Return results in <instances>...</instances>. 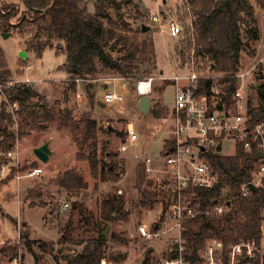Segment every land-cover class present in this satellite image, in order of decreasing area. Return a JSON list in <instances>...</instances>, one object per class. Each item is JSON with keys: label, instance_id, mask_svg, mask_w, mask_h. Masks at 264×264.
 I'll use <instances>...</instances> for the list:
<instances>
[{"label": "rangeland", "instance_id": "374dc122", "mask_svg": "<svg viewBox=\"0 0 264 264\" xmlns=\"http://www.w3.org/2000/svg\"><path fill=\"white\" fill-rule=\"evenodd\" d=\"M96 2L97 0H85L81 7L88 13H94ZM247 2L254 8L259 37L257 35L255 40L242 37L243 47L237 71H244L253 64H258L254 74L243 84L247 105L250 101L256 107L259 101L255 87L260 83L257 72L260 70L259 74H264V11L257 7L254 0ZM6 5L13 7L6 9ZM191 9L189 0H116L115 5L108 11L118 35L140 37L139 27L143 25L149 28L145 33L152 36L154 41L156 69L150 74L151 92L146 96L151 99V106L158 103L162 107L163 119H168L167 111L174 108V88L163 77L180 75L183 70L179 68L187 65L190 59V52H186L183 61L176 46L186 35L189 36ZM25 12V0H0V51L11 75L7 81L18 82L22 76L28 74L23 69L30 65L32 70L29 74L34 78V83L28 85L37 92V98L32 101L33 107L39 113L45 110L52 116V121L46 130L28 128L27 134L18 139V145L10 151L13 156L0 151V241H3L0 249L16 243L22 235H26L29 241L41 240L52 247L51 255H42L43 264H66L69 258L82 251L88 239L97 238L101 234L105 239L106 257L100 264H144L145 261L147 264H159L168 257V238L172 234H159L158 237L143 239L137 231L141 224L146 225L151 232L155 229L159 233L170 226L164 214L167 206L160 195L153 191L151 182L146 178L148 185L136 186L135 170L140 160L144 157H156L162 140L168 136V123L165 126L162 120H154L150 114L142 116L138 111L137 104L142 95L137 93L136 84L138 80L146 78L137 76L127 79L110 70L99 68L100 73L94 77L75 81L73 91L72 82L68 81L70 77L64 69L65 53L59 50V46L64 45L63 41L56 38L45 39L33 28L31 22L25 23L22 17ZM155 13L178 21L182 33L171 38L161 32L158 26L150 23V16ZM137 14L142 17L136 18ZM5 34L8 36L4 37ZM40 41H47L50 48H46L37 57L32 46ZM118 50L110 53L112 58H120ZM20 52H25L27 57L21 58ZM198 64L205 68L207 62L198 61ZM214 72L217 74L215 69ZM104 85L108 87L105 88ZM105 92L120 94L123 100L102 104ZM2 101L4 99L0 94V104ZM9 104L5 102L8 111ZM25 115L26 112L22 115L15 112L10 129L16 132L21 118ZM67 118L71 125L79 128L82 119L96 122L97 157L103 164L114 163L117 166L118 179L114 180L112 174H105L97 180L90 176L87 163L78 161L76 156L80 152L88 153L91 145L81 149V136H73L69 128L61 127V122ZM128 124H132L136 130L138 141L129 146L126 152L119 153L117 148L123 139H120V132H124ZM44 143H48L51 151L46 164H42L33 155V149ZM233 149V143L223 142L222 150L228 156L233 155ZM113 154L117 155L112 157ZM32 164H36L35 168H42V175L17 180L15 176L26 174L33 169ZM10 168H15L16 172L7 181ZM22 168L26 170L21 171ZM72 168L78 169L87 182L86 189L80 192L78 199L69 197L65 191L49 184L58 173ZM31 191L36 194H31ZM142 191L156 194L157 200L152 206H140ZM119 195L124 200L122 210L126 212L125 220L121 219V214H113L114 220L102 218L101 204ZM64 203H68L69 207L62 208ZM62 236L66 237L61 239ZM258 244L259 256L263 258L264 233ZM18 252L22 256L23 264H34L32 252L38 257L41 256L35 246H32V252L26 248H21ZM1 255L0 261L3 260Z\"/></svg>", "mask_w": 264, "mask_h": 264}, {"label": "trees", "instance_id": "16d2710c", "mask_svg": "<svg viewBox=\"0 0 264 264\" xmlns=\"http://www.w3.org/2000/svg\"><path fill=\"white\" fill-rule=\"evenodd\" d=\"M84 1L25 0L26 12L22 16L25 23L31 22L33 28L45 39L56 38L63 41L64 45L59 46V50H62L66 56L64 69L70 77L68 81L72 82V90H75V81L94 77L100 73L99 68L110 70L127 79L137 76L150 77L152 71L156 69L152 36L143 32L142 26L138 29L140 37L118 35L108 14L116 0H97L94 13H88L81 7ZM254 1L258 8L264 10V0ZM189 2L192 5L190 18L192 36L186 35L177 44L178 55L184 61V53L194 48L196 55L206 61L209 67H214L217 72H236L243 47L242 37L255 40L257 36L253 7L247 0H189ZM4 7L10 9L13 6ZM141 17L139 14L136 15V18ZM46 48H50L47 41H40L32 46L37 57H40ZM116 49H119L120 58H112L110 54ZM145 66L147 69L144 70ZM10 76L5 58L0 51V85H5ZM257 77L260 78V83L255 88L258 106H252L250 101L247 105L251 124L264 121V76L261 78V74H258ZM2 93L10 105H17L19 115L26 112L14 132L10 129L11 113L7 110L5 102L2 101L0 104V151L6 154L13 150L18 139L27 134L28 128L46 130L52 121V116L45 110L42 113L35 110L32 101L37 98V92L31 85L16 84L4 88ZM162 112V107L155 103L150 114L152 118L160 119ZM80 126L81 128L71 125L68 118L61 122V127L69 128L73 136H81L79 142L81 149L91 145L88 153L80 152L76 159L87 163L89 174L95 180L105 174H112L114 180L118 179L117 166L114 163L103 164L97 157L96 122L82 119ZM121 138H124V132H120ZM108 155L111 156L109 153ZM115 155L117 154H113L112 157ZM207 161L218 174V182L212 189L193 191L196 195L194 200L202 214L184 225L186 228L184 236L190 247L196 252L210 237L218 239L224 245L252 240L258 243L262 236L261 212L264 209V188L254 189L244 198L240 196L241 186L251 181L253 170L261 163L257 153H246L238 147L233 155L210 154L207 156ZM35 166L36 164L31 165L33 168ZM24 170L26 168L21 169ZM15 172V168H10L7 181L13 178ZM135 175L137 187L148 185L141 164L137 165ZM49 184L75 199H78L80 192L87 187L83 175L76 168L58 173ZM30 193L36 194L35 191ZM156 200V194L142 191L140 206H152ZM123 203L122 195L105 200L101 204V217L114 220L113 214H121V219L125 220ZM216 204L224 206L222 215H207L206 212ZM73 207H76V204H73ZM68 230L67 226L66 231ZM65 237L62 236L61 239ZM104 244L105 239L101 234L97 238L88 239L82 251L69 258L66 264H100L106 257ZM32 246L37 247L40 257L32 252ZM21 248L32 252L34 264H43L42 255L52 254L51 246L41 240L29 241L26 235L20 237L18 244L14 242L6 247L3 246L0 253L11 257ZM261 260L264 264V257ZM259 261L260 257H257L256 263ZM144 264L147 262L145 261Z\"/></svg>", "mask_w": 264, "mask_h": 264}, {"label": "built area", "instance_id": "2783aa9c", "mask_svg": "<svg viewBox=\"0 0 264 264\" xmlns=\"http://www.w3.org/2000/svg\"><path fill=\"white\" fill-rule=\"evenodd\" d=\"M150 23L158 26L161 32H165L171 38H176L182 33L178 21L167 19L162 14H152ZM190 34L192 36V29ZM188 57H190L188 64L179 68L183 73L163 77L174 88V108L169 111L168 136L162 141L156 157H144L139 163L144 168L146 178L151 182V188L160 195L167 206L164 214L170 226L159 233L158 230L151 232L146 225L141 224L137 229L138 234L143 239L158 237L159 234H172L168 238L170 242L168 257L159 264H263L259 256L260 244L253 240L224 245L216 238H208L204 246L195 252L184 236L186 229L184 225L202 214L194 200L196 197L194 189H212L218 182V174L208 163L207 156L210 154L228 156L222 150L224 141L233 143V154L238 147L246 153L264 154V121L251 124L243 95V84L251 78L258 64H253L249 69L240 72L215 74L214 67H209V64H206L205 68L200 67L198 61L203 60L196 55L194 48ZM31 70V66L27 65L23 71L28 74L22 76L18 82L9 81L5 84L8 86L0 85V94L4 102H8L2 93L4 88L34 83V78L29 74ZM259 73L260 70L257 74ZM263 76L264 74L261 78ZM151 83L150 77L138 80L137 93L142 96L148 95L151 92ZM142 84L146 85L144 90L140 89ZM122 100L120 94L105 92L102 103L106 105ZM9 107L11 115L18 110L15 104ZM137 141L136 130L132 124H128L117 151L124 153ZM17 145L18 142L15 146ZM8 156H13V153L9 152ZM259 160L261 163L253 170L251 181L241 186L240 196L243 198L251 192L249 184H252L254 189L264 188V159ZM42 172V168H33L26 174H17L15 177L17 180L38 177ZM68 207V203L62 206L64 209ZM223 212L224 206L216 204L206 214L220 216ZM261 217L263 234L264 209ZM0 243L3 244V241ZM257 257H260V261L256 263ZM1 258L3 260L0 264H23L18 251L11 257L1 255Z\"/></svg>", "mask_w": 264, "mask_h": 264}, {"label": "water", "instance_id": "95a60500", "mask_svg": "<svg viewBox=\"0 0 264 264\" xmlns=\"http://www.w3.org/2000/svg\"><path fill=\"white\" fill-rule=\"evenodd\" d=\"M149 28L145 27L142 25V31L146 32L148 31ZM4 37H7L8 34L3 35ZM20 57L21 58H26L27 54L25 52H20ZM93 95V92H90ZM138 110L140 112V114L142 116H147L148 114L151 113L152 111V106H151V99L148 96H142L139 101H138ZM109 130L112 131V128L109 127ZM220 150V145L217 146V151ZM33 155L36 157L37 160H39L42 164H46L49 156L51 155V151L48 147V143H44L43 145H41L38 148H35L33 150ZM258 159H264V154L263 153H259L257 155ZM248 188L253 191L254 190V186L252 184L248 185ZM103 235H105V233H103Z\"/></svg>", "mask_w": 264, "mask_h": 264}, {"label": "crops", "instance_id": "0c3cea01", "mask_svg": "<svg viewBox=\"0 0 264 264\" xmlns=\"http://www.w3.org/2000/svg\"><path fill=\"white\" fill-rule=\"evenodd\" d=\"M255 2V1H254ZM250 4V3H249ZM251 5V4H250ZM254 9V8H253ZM264 11V10H263ZM257 35H258V31H257ZM259 37V35L257 36V38ZM162 73V72H161ZM104 87L106 88V87H108V86H105L104 85ZM103 104V103H102ZM137 107H138V104H137ZM139 111V110H138ZM168 113V119H163V117H161L160 119H154V120H162V122L165 124V126H166V123H168V125H167V127H166V130H168V128H169V126H170V117H169V111H167ZM151 115V114H150ZM156 127V126H155ZM154 136V135H153ZM163 141V140H162ZM162 146V145H161ZM35 149V148H34ZM33 149V150H34Z\"/></svg>", "mask_w": 264, "mask_h": 264}, {"label": "bare ground", "instance_id": "6f19581e", "mask_svg": "<svg viewBox=\"0 0 264 264\" xmlns=\"http://www.w3.org/2000/svg\"><path fill=\"white\" fill-rule=\"evenodd\" d=\"M145 86H146V85H143V84H142V85L140 86V89L144 90V87H145Z\"/></svg>", "mask_w": 264, "mask_h": 264}]
</instances>
